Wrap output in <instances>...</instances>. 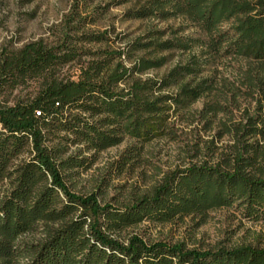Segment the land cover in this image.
Listing matches in <instances>:
<instances>
[{"label": "trees", "instance_id": "obj_1", "mask_svg": "<svg viewBox=\"0 0 264 264\" xmlns=\"http://www.w3.org/2000/svg\"><path fill=\"white\" fill-rule=\"evenodd\" d=\"M92 1L74 0L56 45L39 40L0 53V264H264V248L198 250L121 238L143 221L192 217L201 224L209 212L234 204L248 221L264 218V0H145L123 18H182L206 40L177 32L163 39L165 32L154 29L118 50L107 45L106 32L86 29L105 12L87 13ZM194 47L198 54L162 76L141 77L166 65L164 53ZM205 55L255 64L241 79L253 107L240 121L218 123L231 143L216 157L211 145L208 160L167 173L127 205L73 191L67 182L84 169L82 153L129 138L136 145L120 156L122 168L145 144L171 134L174 114L198 99L213 98L199 113L206 129L209 118L224 113L225 93L235 101L238 88L222 77H203ZM74 62L77 73L62 75ZM29 81L37 83L34 93L9 104L8 95ZM71 147L81 149L67 155ZM35 232L38 239H26Z\"/></svg>", "mask_w": 264, "mask_h": 264}, {"label": "rangeland", "instance_id": "obj_2", "mask_svg": "<svg viewBox=\"0 0 264 264\" xmlns=\"http://www.w3.org/2000/svg\"><path fill=\"white\" fill-rule=\"evenodd\" d=\"M144 1L93 0L88 4L90 7L87 13L94 7H102L105 12L94 25L86 29L97 33L106 32L107 45L114 50L125 48L127 43L144 37L154 29L165 32L163 39L171 38L177 32L178 37L206 40L199 29L182 18L166 21L123 18L126 11ZM73 2L74 0H0V53L4 50H17L39 40L49 46L56 45L64 30V18ZM199 49L194 47L188 53L166 52V65L159 70L148 71L141 77L162 76L178 63H184L190 53L198 54ZM203 59L208 60L203 77H222L238 88L235 101L230 99L231 94L225 93L229 102L225 105L224 113H219L216 118H209L212 124L206 129V121L200 119L199 113L213 98L208 96L198 99L174 114L171 119V134L145 144L139 157L122 168L119 167L120 156L128 147L136 145L129 138L96 154L82 153V158H88L84 169L73 172L67 182L73 191L82 195L97 193L103 202L116 206L127 205L134 199L149 194L167 173L191 163L208 160L207 148L211 145L214 146L213 155L216 157L223 147L231 143L227 135L220 134L218 123L226 122L229 118L233 122L240 121L244 111L253 107L252 98L246 96V88L241 85V79L255 64L234 56L213 59L211 55H205ZM77 71L78 65L74 62L63 67L61 73L71 77ZM36 87L35 81L19 86L8 95L9 104L31 96ZM260 142L264 144V139ZM79 149L81 147H71L67 155L76 154ZM199 221V218L192 217L164 224L143 221L125 230L121 238L138 235L148 243L161 241L170 245L183 244L186 249L198 250L232 249L239 246L264 248V218L257 221L246 220L242 216V208L237 207V204L211 211L203 223L198 224ZM38 237V232H35L26 236V239L35 240Z\"/></svg>", "mask_w": 264, "mask_h": 264}]
</instances>
